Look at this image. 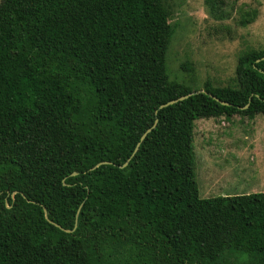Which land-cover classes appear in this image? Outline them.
<instances>
[{"label": "trees", "instance_id": "obj_1", "mask_svg": "<svg viewBox=\"0 0 264 264\" xmlns=\"http://www.w3.org/2000/svg\"><path fill=\"white\" fill-rule=\"evenodd\" d=\"M172 17L167 0H1L0 264H264V192L201 198L195 150L197 120L264 115V47L193 90L168 74Z\"/></svg>", "mask_w": 264, "mask_h": 264}, {"label": "rangeland", "instance_id": "obj_2", "mask_svg": "<svg viewBox=\"0 0 264 264\" xmlns=\"http://www.w3.org/2000/svg\"><path fill=\"white\" fill-rule=\"evenodd\" d=\"M167 1L176 28L167 53L171 81L193 90L207 81L231 85L241 52L264 47V0H222L219 19L206 0ZM251 11L257 12L255 21L242 26L243 15ZM213 125L225 130L224 138L215 139ZM195 150L201 198L264 192V115L197 120ZM243 152L246 159L238 156Z\"/></svg>", "mask_w": 264, "mask_h": 264}, {"label": "water", "instance_id": "obj_3", "mask_svg": "<svg viewBox=\"0 0 264 264\" xmlns=\"http://www.w3.org/2000/svg\"><path fill=\"white\" fill-rule=\"evenodd\" d=\"M200 92H201V93H207L205 90L200 91ZM191 96H192V94H188V95H185V96H181V97H179V98H177V99H175V100H172V101H170V102H168V103H166V104L161 105V106H160V109H164V108L169 107V106H171V105H175V104H177L178 102L184 101V100L188 99V98L191 97ZM211 97H212L214 100H216L217 102H219L220 104H222V105H229V103L222 101L221 99H219L218 97H216V96H214V95H212V94H211ZM246 108H248V105H247L245 108H243V109H246ZM157 123H158V121L155 122V124L152 126V128L148 129V130L144 133V135L142 136L141 140H144V139L147 137V135H148V134H149V133H150V132L156 127ZM139 146H140V144H138V146H137V148H136V150H135V153L138 151ZM105 164H108V162L100 163V164H98L96 167H94L92 170H95V169H97L99 166H101V165H105ZM127 165H128V162H127L124 166H127ZM76 175H77V173H74V174H73V176H76ZM45 213H46V217H48V213H47L46 211H45ZM67 232H70V231H67Z\"/></svg>", "mask_w": 264, "mask_h": 264}, {"label": "crops", "instance_id": "obj_4", "mask_svg": "<svg viewBox=\"0 0 264 264\" xmlns=\"http://www.w3.org/2000/svg\"><path fill=\"white\" fill-rule=\"evenodd\" d=\"M215 134H216V138H221L225 136V130L224 129H220L218 125H213L212 128H211ZM238 156L241 158V159H246V154L243 152V153H239Z\"/></svg>", "mask_w": 264, "mask_h": 264}]
</instances>
